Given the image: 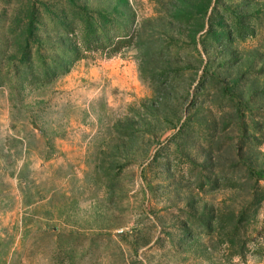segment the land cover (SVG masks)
<instances>
[{
	"label": "rangeland",
	"instance_id": "obj_1",
	"mask_svg": "<svg viewBox=\"0 0 264 264\" xmlns=\"http://www.w3.org/2000/svg\"><path fill=\"white\" fill-rule=\"evenodd\" d=\"M259 171L264 0H0V264H264Z\"/></svg>",
	"mask_w": 264,
	"mask_h": 264
},
{
	"label": "trees",
	"instance_id": "obj_2",
	"mask_svg": "<svg viewBox=\"0 0 264 264\" xmlns=\"http://www.w3.org/2000/svg\"><path fill=\"white\" fill-rule=\"evenodd\" d=\"M91 33H92L91 35L94 34L93 36L95 37L94 39H92V37H91V41H92V42H93L95 39H100L99 36L96 34V33H97V32H96V29H93V31H91ZM99 41H100V40H98V43H99ZM86 42H88V41H86ZM121 43H123V42L121 41ZM121 43H118L117 45H120ZM113 50H115V51L118 50V46H116L115 49H113ZM256 174L259 175V176H261V177H264V173H263V172H260V171H259V172H257Z\"/></svg>",
	"mask_w": 264,
	"mask_h": 264
}]
</instances>
